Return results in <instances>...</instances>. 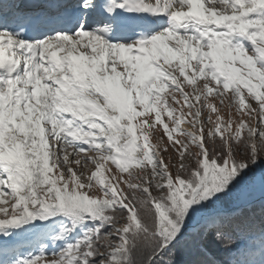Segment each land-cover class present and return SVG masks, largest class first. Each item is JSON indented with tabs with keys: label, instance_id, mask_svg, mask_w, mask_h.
I'll list each match as a JSON object with an SVG mask.
<instances>
[{
	"label": "snow or ice",
	"instance_id": "1",
	"mask_svg": "<svg viewBox=\"0 0 264 264\" xmlns=\"http://www.w3.org/2000/svg\"><path fill=\"white\" fill-rule=\"evenodd\" d=\"M0 264H264V0H0Z\"/></svg>",
	"mask_w": 264,
	"mask_h": 264
}]
</instances>
